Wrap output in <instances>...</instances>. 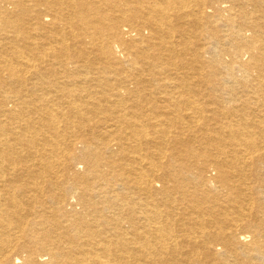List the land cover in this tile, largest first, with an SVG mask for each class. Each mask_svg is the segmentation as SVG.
<instances>
[{
  "label": "bare ground",
  "instance_id": "bare-ground-1",
  "mask_svg": "<svg viewBox=\"0 0 264 264\" xmlns=\"http://www.w3.org/2000/svg\"><path fill=\"white\" fill-rule=\"evenodd\" d=\"M0 264H264V0H0Z\"/></svg>",
  "mask_w": 264,
  "mask_h": 264
}]
</instances>
